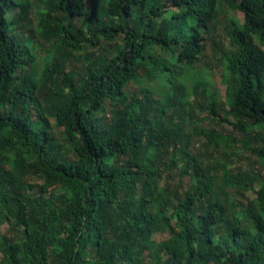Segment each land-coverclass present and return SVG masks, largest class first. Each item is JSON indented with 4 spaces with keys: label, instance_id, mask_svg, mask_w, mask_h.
Returning a JSON list of instances; mask_svg holds the SVG:
<instances>
[{
    "label": "trees",
    "instance_id": "obj_1",
    "mask_svg": "<svg viewBox=\"0 0 264 264\" xmlns=\"http://www.w3.org/2000/svg\"><path fill=\"white\" fill-rule=\"evenodd\" d=\"M106 2L104 13V0H45L54 41L39 66L9 16L19 0H0V264H264V177L225 166L226 187L256 193L245 221L229 215L183 115L180 82L207 50L219 0ZM233 9L244 21L227 28L230 124L264 165V0ZM225 141L214 132L206 146ZM173 171L191 175L188 189L169 184Z\"/></svg>",
    "mask_w": 264,
    "mask_h": 264
},
{
    "label": "rangeland",
    "instance_id": "obj_2",
    "mask_svg": "<svg viewBox=\"0 0 264 264\" xmlns=\"http://www.w3.org/2000/svg\"><path fill=\"white\" fill-rule=\"evenodd\" d=\"M106 1L104 0L105 4L101 8L104 13L107 5ZM240 1L219 0L218 9L214 16L213 30L209 35L207 50L195 64L194 68L187 73L189 75L186 79L184 78L180 82V85L184 86V89L188 91L187 101L189 105L186 106L183 115L189 121V124H191L192 134L196 139L197 146L193 148L192 152L201 157L206 169H213L214 175L217 177L216 197L223 203L227 213L245 221L246 208L254 202L256 193L254 191L243 193L234 187L228 188L230 186H228L223 177L226 168L235 174L238 172H259L264 177V165L248 147L246 133L231 126L230 122L234 121L235 117L230 113L229 106L226 102V90L229 77L226 75L225 70V55L237 52V48L230 43L227 28L233 20L239 21L240 23L244 21L243 14L239 10L233 9V6L238 5ZM95 3L96 0H89L90 6L93 7ZM22 5L27 6L26 12L22 11ZM44 7L45 0H19V7L9 13L11 18L22 17L21 24L17 28L21 36L35 39V52L38 56L39 66L43 65L47 56L52 52V44L54 41V38L42 33L45 23L40 11ZM53 15L54 17H60L57 12H54ZM83 24L84 18H77L75 20L76 29H80ZM114 45L116 46L117 43H114ZM116 50L115 48L114 54ZM155 54L163 62L168 60L166 55L161 53ZM72 62H74V64L71 63L72 69L75 66L82 67L83 65V63L78 62L74 57ZM198 71L201 72L200 77L196 74ZM212 97L216 101L215 111L212 110V104L209 100ZM55 131L65 143L66 139L62 136L61 130L55 129ZM214 132L223 134L226 137L225 143L222 144L219 150L214 145L206 146L209 142V137ZM255 132L264 134V131L260 129H255ZM200 145H205V147L202 149ZM68 147L69 145L65 144V148ZM69 155L72 157V160L75 159L72 152ZM225 166L227 167L225 168ZM208 172L212 174L210 171ZM168 181L175 188L186 185L188 189L192 177L191 175L184 177L180 172L173 171L168 174ZM166 187L167 184L164 183L162 190ZM60 193H62L61 190ZM1 230L3 234H7L8 225H4ZM166 239L167 236L163 235L156 237L158 242H163Z\"/></svg>",
    "mask_w": 264,
    "mask_h": 264
}]
</instances>
